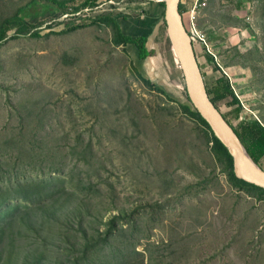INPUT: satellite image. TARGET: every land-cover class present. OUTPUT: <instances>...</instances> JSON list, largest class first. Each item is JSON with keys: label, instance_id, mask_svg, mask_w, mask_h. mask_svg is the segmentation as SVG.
Segmentation results:
<instances>
[{"label": "rangeland", "instance_id": "rangeland-1", "mask_svg": "<svg viewBox=\"0 0 264 264\" xmlns=\"http://www.w3.org/2000/svg\"><path fill=\"white\" fill-rule=\"evenodd\" d=\"M31 1L0 0V26L12 17L11 32L22 20L40 30L0 47V264H264V194L230 179L182 107L165 21L151 58L115 42L114 20L151 0H91L67 16L35 0L38 21L24 20ZM70 18L85 26L62 32ZM199 26L205 84L217 76L210 53L242 105L235 117L219 101L221 113L236 129L264 123V0H209Z\"/></svg>", "mask_w": 264, "mask_h": 264}, {"label": "trees", "instance_id": "trees-1", "mask_svg": "<svg viewBox=\"0 0 264 264\" xmlns=\"http://www.w3.org/2000/svg\"><path fill=\"white\" fill-rule=\"evenodd\" d=\"M53 5H56L58 10L60 12H63L64 14H74L78 12L80 9L85 7L86 5L91 3V0H84L81 2L80 5L70 7L66 1H55L52 0ZM37 4V1L33 0L28 5L22 6L18 10V14L21 15V17L25 19H31L34 21H38L37 13L33 9V5ZM160 5L163 8V11L161 13L160 19L164 22L165 17V7L166 3L164 1H160ZM109 18H107L108 20ZM14 18L9 17L6 18L3 23L0 26V47L3 45V43L7 40L8 36L10 38H21L23 36H26L30 34V36H39L40 30L35 28L34 30H28L25 28V24L23 20L20 22L18 27L15 31L11 32V26L14 23ZM115 26H116V38L115 42L117 44H124V45H132L135 47L137 51V57H139V60H146L148 58H151L155 54L154 49L151 47L152 43L150 44V47L148 46L149 36L146 35H134L132 33H129L124 31L123 27L132 30V27L129 25V19L125 16L122 17L121 21L119 22L114 20ZM37 24H39L37 22ZM64 29L62 32H72L77 30L78 28H81L85 26L84 23H80L78 20L74 18L67 19L64 21ZM184 26L187 27V20L184 19ZM205 58L208 64L213 66V73H217V76L211 81L210 84L206 83V89L208 91V94L212 101L217 106V103L219 101H225V103L229 106H236L232 109V113L235 117H239L242 105L240 102V99L236 95L234 91V87L231 83L230 77L221 70L217 62L215 61V58L212 54L206 53ZM132 66L134 70L139 74L141 79H143L147 83H151V79L146 78L142 75L141 71L139 70V66L137 67L134 63H132ZM181 80V79H180ZM175 86H180L182 89V85H178L175 81L171 82ZM182 84V80H181ZM162 89V88H161ZM164 90V89H163ZM178 90V88H177ZM180 92V90H179ZM187 100L189 101V104H184L182 107L185 109L187 113L192 115L197 121L203 125L207 131L211 134L214 144L219 148L220 151H222L230 165V172L229 176L232 181L235 183H238L240 185H246L251 186L253 188L259 189L264 194V188L255 185L253 183H250L244 179L238 178L235 175L234 172V158L233 155L230 153L229 149L222 143V141L214 134L212 128L210 127L209 123L203 118V116L200 114L198 109L194 106V104L191 101V98L189 95H187ZM218 107V106H217ZM225 119L228 121V123L232 126L238 137L240 138L241 142L245 146L248 154L250 157L254 160V162L259 165L262 169V160L264 158V123L261 122L258 119H249L244 120L241 119V121L238 123L239 128L236 129L233 127L227 116H225Z\"/></svg>", "mask_w": 264, "mask_h": 264}, {"label": "water", "instance_id": "water-1", "mask_svg": "<svg viewBox=\"0 0 264 264\" xmlns=\"http://www.w3.org/2000/svg\"><path fill=\"white\" fill-rule=\"evenodd\" d=\"M158 1L166 3L164 21L167 26V33L181 64L192 103L209 123L214 134L233 155L235 175L264 188V171L259 165L260 171L249 169L246 166V158H252L208 94L191 38L184 26L180 11L181 0Z\"/></svg>", "mask_w": 264, "mask_h": 264}, {"label": "crops", "instance_id": "crops-1", "mask_svg": "<svg viewBox=\"0 0 264 264\" xmlns=\"http://www.w3.org/2000/svg\"><path fill=\"white\" fill-rule=\"evenodd\" d=\"M163 11L160 1L151 0L150 5L146 12L141 16L127 17L129 19V25L132 30H128L123 27L124 31L132 33L134 35H146L149 36L148 46L152 43V48L156 52V43L159 45V40L161 37L162 30V20L160 19L161 13ZM135 48V47H133ZM136 50V49H135ZM180 79V78H179ZM173 82V78H170Z\"/></svg>", "mask_w": 264, "mask_h": 264}, {"label": "built area", "instance_id": "built-area-1", "mask_svg": "<svg viewBox=\"0 0 264 264\" xmlns=\"http://www.w3.org/2000/svg\"><path fill=\"white\" fill-rule=\"evenodd\" d=\"M209 0H181L180 5H182V9H180L183 22L184 19L187 20L186 30L193 41H200L204 43L208 49V43L205 39V33L199 26L200 13L203 9L208 6ZM75 14V13H74ZM70 14H65V16Z\"/></svg>", "mask_w": 264, "mask_h": 264}, {"label": "bare ground", "instance_id": "bare-ground-1", "mask_svg": "<svg viewBox=\"0 0 264 264\" xmlns=\"http://www.w3.org/2000/svg\"><path fill=\"white\" fill-rule=\"evenodd\" d=\"M165 1H170V0H165ZM246 166L249 169H253L256 171H260V167L253 161V159H250L249 157L246 158Z\"/></svg>", "mask_w": 264, "mask_h": 264}]
</instances>
